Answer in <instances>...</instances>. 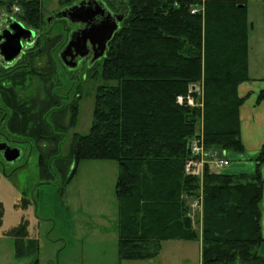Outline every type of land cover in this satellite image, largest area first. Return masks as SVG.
<instances>
[{
	"label": "trees",
	"instance_id": "16d2710c",
	"mask_svg": "<svg viewBox=\"0 0 264 264\" xmlns=\"http://www.w3.org/2000/svg\"><path fill=\"white\" fill-rule=\"evenodd\" d=\"M247 1L110 0L116 11L125 5L124 19L97 61L99 66L88 71L97 83L94 120L90 131L73 134L68 151L59 147L44 124L47 107L30 115L27 102L20 101L14 123L25 131H14L39 140L45 137L49 144L37 148L44 182L63 178L68 183L83 159L118 162L122 259H152L166 240H198L202 264H264L258 252L264 241V144L250 174L206 166L201 179L186 171L195 138L202 137L207 148L225 154L244 151L240 107L245 97L238 87L251 79ZM16 3L23 11L18 15L22 21L45 29L41 0L0 1L10 11ZM195 84L203 86L202 104L178 102L179 96L197 97ZM263 99L264 90L258 94V101ZM77 115L73 107L70 126ZM195 199L202 202L201 211L191 209ZM12 233L19 257L38 253L39 243L29 237L27 222Z\"/></svg>",
	"mask_w": 264,
	"mask_h": 264
},
{
	"label": "rangeland",
	"instance_id": "374dc122",
	"mask_svg": "<svg viewBox=\"0 0 264 264\" xmlns=\"http://www.w3.org/2000/svg\"><path fill=\"white\" fill-rule=\"evenodd\" d=\"M41 1L47 16L60 6L78 0ZM103 1L116 11L109 4L110 0ZM116 4H119L118 0ZM14 7L23 13L19 4L16 3ZM1 8L3 6L0 4V11ZM125 10L123 4L122 11ZM247 19L248 62L255 67V77L263 79L264 0L247 1ZM53 30L62 31V25L54 24ZM94 65L99 66L97 62ZM195 86L197 97L190 96L196 99L194 105H200L204 96L203 86ZM95 87L96 80H92L84 88L76 124L68 125L70 114L65 118L69 137L64 147L66 151L74 133L90 131L94 120ZM197 131L200 132L199 125ZM215 150L219 157L225 156L230 160L224 152ZM230 169L225 166L218 171L227 173L226 170ZM118 173L116 160L83 159L68 183H64L63 178L46 183L40 176L39 151L31 147L25 148L15 163L4 169L0 167V264H200L201 246L198 240L163 241L159 255L148 260L120 257L119 199L116 193ZM22 221L27 222L29 237L37 239L39 243L36 255H17L12 230Z\"/></svg>",
	"mask_w": 264,
	"mask_h": 264
},
{
	"label": "flooded vegetation",
	"instance_id": "af4514ba",
	"mask_svg": "<svg viewBox=\"0 0 264 264\" xmlns=\"http://www.w3.org/2000/svg\"><path fill=\"white\" fill-rule=\"evenodd\" d=\"M79 1L64 4L52 14L47 15L44 30L34 28L19 19L20 12L15 11L14 7L13 11L6 7L1 8L0 37L5 30L10 29L12 18L35 31V35L30 39L22 41L21 51L12 60H6L0 48V146L5 149H19L20 157L27 147L39 148L41 144L49 145L45 137L39 140L33 136L18 134L17 131H25L23 127H18L14 123L15 116H20L18 108L20 101L27 102L24 107L30 110V115L39 114L43 112L44 106L47 107H44L47 109L44 112V124L55 134L54 139H57L59 147L64 148L68 143L67 129L70 125V123L66 124L65 118L70 114L71 119L73 107L80 109L83 90L92 81L88 77V71L102 58L93 59L94 50L88 43V53L85 56L77 55L74 60L75 65L72 66L73 52L68 50V45L73 31L82 26L73 24L66 17H58V12ZM112 12L124 14L123 11ZM56 23L62 25V31L54 32ZM3 41L4 38L0 40V43ZM31 126L29 125L27 129L31 130ZM18 159L8 161L4 157V151H0V167L3 169ZM7 175L10 174L7 173Z\"/></svg>",
	"mask_w": 264,
	"mask_h": 264
},
{
	"label": "water",
	"instance_id": "95a60500",
	"mask_svg": "<svg viewBox=\"0 0 264 264\" xmlns=\"http://www.w3.org/2000/svg\"><path fill=\"white\" fill-rule=\"evenodd\" d=\"M58 17H66L73 24H81V28L72 33V38L68 45V50H72V66L75 65L77 55L85 56L88 53V43L94 50L93 59L104 56L108 42L119 28V23L123 21L124 14L113 13L103 0H80L76 4L62 9L58 12ZM10 29L5 30L0 40L2 54L6 60H12L21 51L22 41L30 39L35 35V31L27 28L17 19L10 20ZM196 121L197 118H194ZM1 145V144H0ZM0 151H4V157L8 161L16 160L20 157L19 149L4 148L0 146Z\"/></svg>",
	"mask_w": 264,
	"mask_h": 264
},
{
	"label": "crops",
	"instance_id": "0c3cea01",
	"mask_svg": "<svg viewBox=\"0 0 264 264\" xmlns=\"http://www.w3.org/2000/svg\"><path fill=\"white\" fill-rule=\"evenodd\" d=\"M254 70L255 67H252L249 62L251 79L242 82L238 87L239 95L245 97V101L240 107V128L244 151L226 152V155L230 158L228 167L232 168L226 170L227 173H252L256 168L255 157L260 153L264 144V99L258 101V94L264 90V78L255 77L257 75L253 73ZM260 171L264 177V163L260 166ZM261 225L264 237V188L261 201ZM199 242L201 246V241ZM258 252L264 258V241L259 245ZM200 264H202L201 260Z\"/></svg>",
	"mask_w": 264,
	"mask_h": 264
},
{
	"label": "built area",
	"instance_id": "2783aa9c",
	"mask_svg": "<svg viewBox=\"0 0 264 264\" xmlns=\"http://www.w3.org/2000/svg\"><path fill=\"white\" fill-rule=\"evenodd\" d=\"M14 10L18 11L19 9L18 7H14ZM196 11L197 9H194V12ZM192 90L197 91L196 86H194ZM185 99L187 100V98L179 96L178 102L183 103ZM194 101L193 97L189 95L187 103L194 106ZM218 155L220 154L217 150L206 147L202 137L195 138L190 143V157L186 162V171L202 179L206 166L218 170L230 164V160L227 157H219ZM200 204L201 202L199 199H195L191 202L190 206L193 212L200 208Z\"/></svg>",
	"mask_w": 264,
	"mask_h": 264
},
{
	"label": "bare ground",
	"instance_id": "6f19581e",
	"mask_svg": "<svg viewBox=\"0 0 264 264\" xmlns=\"http://www.w3.org/2000/svg\"><path fill=\"white\" fill-rule=\"evenodd\" d=\"M201 201H202V200H201ZM196 210H199V211L202 210V202H201V204H200V208H198V209H196ZM196 210H194V212H195Z\"/></svg>",
	"mask_w": 264,
	"mask_h": 264
}]
</instances>
